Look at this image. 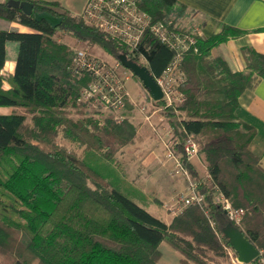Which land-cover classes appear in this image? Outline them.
I'll use <instances>...</instances> for the list:
<instances>
[{
  "label": "trees",
  "instance_id": "obj_1",
  "mask_svg": "<svg viewBox=\"0 0 264 264\" xmlns=\"http://www.w3.org/2000/svg\"><path fill=\"white\" fill-rule=\"evenodd\" d=\"M17 1L32 4L31 15L0 0V20L6 24L0 28V107L23 111L0 115V264H159L162 243L181 255L180 264H209L210 255L225 258V248H231L222 234L230 222L212 201V186L244 211L241 223L232 225L264 252V169L250 149L253 127L236 117L241 94L264 80V54L241 48L243 72L231 70L222 56L211 55L214 48L245 32L223 26L218 33L201 37L184 26L188 14L176 0H135L152 23L191 34L194 41L182 52L179 64L184 81L178 89L184 101L172 108L178 116L166 114V123L178 139L177 154L186 135L197 142L211 182L199 189L207 194L204 203L186 207L166 223L56 143L61 134L85 151L114 161L119 151L134 143L136 129L126 119H108L100 126L83 116L85 105L78 98L89 77L77 76L72 64L75 51L54 36L59 31L86 46H97L114 61L125 54L143 62L155 79L165 72L174 51L149 30L137 48L129 50L57 1ZM39 12L61 18V25L51 28L36 22L34 14ZM11 23L33 32H18L7 27ZM8 43L17 46L15 68L12 75H2ZM3 81L8 90H3ZM72 111L77 117H71ZM25 113L30 126L23 135ZM181 162L192 178H201L203 169L195 161L181 156Z\"/></svg>",
  "mask_w": 264,
  "mask_h": 264
},
{
  "label": "built area",
  "instance_id": "obj_2",
  "mask_svg": "<svg viewBox=\"0 0 264 264\" xmlns=\"http://www.w3.org/2000/svg\"><path fill=\"white\" fill-rule=\"evenodd\" d=\"M82 16L86 23L99 28L110 39L123 44L129 50L137 48L146 30L166 44L174 51V56L162 76L156 79L163 94L159 102L165 106H175L184 101V96L178 89L184 81V74L179 64L182 52L194 43L191 34L168 30L162 22L152 23L151 18L139 10L135 0H87ZM187 29L191 33L196 32L192 24ZM88 48L89 46L76 50L72 58L73 69L77 76L89 77L86 86L80 91L79 103L90 109L108 112H118L127 104H133L127 89V83L133 79L131 72L119 61L92 57L88 53ZM138 64L144 65L143 62ZM165 136L167 137L161 140L162 155L166 160L173 162L172 175L180 173L187 182L186 189L172 196L166 204L170 215L175 216L188 206L201 205L205 202L207 194L199 189L204 182H211V176L201 162L197 142L190 135H186L183 139L179 154L175 149L178 139L173 136L172 131L170 130ZM181 156L187 161H195L202 167L203 175L199 180L192 178L189 170L183 166ZM212 190V201L221 207L230 223L239 225L244 211L234 208L216 186H212ZM228 255L232 264H243L238 261L233 250H228ZM255 262L264 264L263 251H259L258 257L249 264Z\"/></svg>",
  "mask_w": 264,
  "mask_h": 264
},
{
  "label": "rangeland",
  "instance_id": "obj_3",
  "mask_svg": "<svg viewBox=\"0 0 264 264\" xmlns=\"http://www.w3.org/2000/svg\"><path fill=\"white\" fill-rule=\"evenodd\" d=\"M64 1L73 2L72 11L74 13L81 12V0ZM54 39L58 43L66 45L72 52L87 47L85 44L59 31L55 34ZM219 52L220 50L214 49L211 55L215 56ZM88 53L94 58L111 60L97 46L89 47ZM127 89L133 104H127L123 110L118 112L100 111L98 109L83 107V116L91 118L100 126L105 124V121L108 119L117 122H121L124 119L130 121L136 129V137L132 145H127L124 148L128 149L134 145L139 151L137 149L134 151L136 153L129 152L127 155L122 150L115 155L114 161H107L95 152L85 151L77 143L66 141L61 134L56 138V143L59 146L65 147L68 152L75 153L79 159L86 161L105 177L115 189L142 207L149 214L160 220H167L169 222L173 216L167 210L166 204H168L172 196L183 192L187 186V182L180 173L172 175L173 170L171 168L173 162L163 157L161 148V140L166 138L167 136L165 135L170 133L171 130L170 126L166 123L168 118L166 114L174 112L175 116H178L177 112L175 113L174 109L172 110L176 105L165 106L159 101H153L141 83L135 78L127 83ZM11 109L12 112L23 113L22 109ZM1 113L9 112L2 111ZM71 113V117H77L73 114V111ZM25 116L27 124L23 129V135L29 132L30 126V116L26 113ZM144 155H146V161L142 159ZM201 162L206 167L203 156H201ZM198 167L201 171L202 167L200 165ZM10 233L15 239H21L19 233L15 231H11ZM160 249L163 254L161 264H164L166 260L169 261V264H178L174 259L175 255L172 256V254H175L174 251L166 243H163ZM228 250L232 249L225 248L227 254L225 258L210 255L209 264H232ZM253 264H257V262Z\"/></svg>",
  "mask_w": 264,
  "mask_h": 264
},
{
  "label": "crops",
  "instance_id": "obj_4",
  "mask_svg": "<svg viewBox=\"0 0 264 264\" xmlns=\"http://www.w3.org/2000/svg\"><path fill=\"white\" fill-rule=\"evenodd\" d=\"M45 1H57L76 16L83 13V9L87 2V0H81V12L74 13L72 11L73 2L70 3L69 1L64 0ZM176 1L179 5L186 9L188 14V18L183 23L184 26L189 27L192 24L195 31L201 37H208L211 34L218 33L223 26H229L245 32L243 36L237 39H231L226 43L214 48L220 50V52L215 56H222L228 63L231 70L236 72L245 71V62L241 54V48L243 47H251L256 52L264 54V0ZM5 27L6 24L0 20V28ZM7 27L14 28L21 33L33 32L29 28L16 23H11ZM16 57V44L8 43L6 45V60L1 71L2 75L13 74ZM2 88L3 90H8L9 84L6 81H3ZM2 111H7L9 113L3 114L1 113ZM12 113L13 112L10 107H0V115H10ZM236 117L239 122L253 127L255 131V137L250 145V148L259 157L260 164L264 169V80L258 82V84L253 89L246 90L241 94L238 99ZM137 149L138 148L133 145L128 149L124 148L123 151L128 155L129 152H134ZM142 159L143 161H146V155H144ZM162 221L166 223L170 222L167 220ZM170 249L172 248L170 247ZM173 251L175 254H172V256L175 255L174 259L178 264H180L181 255L175 250ZM162 258L163 254L161 251L159 264H161ZM164 264H169V261H164Z\"/></svg>",
  "mask_w": 264,
  "mask_h": 264
},
{
  "label": "water",
  "instance_id": "obj_5",
  "mask_svg": "<svg viewBox=\"0 0 264 264\" xmlns=\"http://www.w3.org/2000/svg\"><path fill=\"white\" fill-rule=\"evenodd\" d=\"M7 6L20 9L21 12L25 15H31L33 9V5L29 2H20L17 0H8ZM34 20L36 22L43 21L51 28L59 27L62 22L61 18L54 17L46 12L35 13ZM118 61L124 68L128 69L135 78H137V80L141 83L142 87L147 91L153 101L158 102L162 100L163 94L161 88L159 87L156 79L151 75L147 67L129 60L125 54L119 55ZM222 234L224 238L228 240V243L231 249L235 252L239 262L243 264H249L258 257V249H256L243 236L242 232L232 225V223H228L225 226V228L222 230Z\"/></svg>",
  "mask_w": 264,
  "mask_h": 264
}]
</instances>
